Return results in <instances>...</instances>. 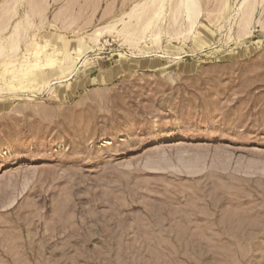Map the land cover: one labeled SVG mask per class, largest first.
Returning a JSON list of instances; mask_svg holds the SVG:
<instances>
[{"label":"rangeland","instance_id":"374dc122","mask_svg":"<svg viewBox=\"0 0 264 264\" xmlns=\"http://www.w3.org/2000/svg\"><path fill=\"white\" fill-rule=\"evenodd\" d=\"M141 1L34 16L23 50L76 45L55 53L78 69L55 93L38 87L58 67L0 95V264H264V0L251 26L242 0H200L190 34L169 7L159 44L136 47L118 30Z\"/></svg>","mask_w":264,"mask_h":264},{"label":"bare ground","instance_id":"6f19581e","mask_svg":"<svg viewBox=\"0 0 264 264\" xmlns=\"http://www.w3.org/2000/svg\"><path fill=\"white\" fill-rule=\"evenodd\" d=\"M46 1L47 0H4L0 14V60H2L5 69H0V95L6 91H12L16 89L24 90V88L28 87L25 85L26 83L35 80L33 78L36 73L41 72L44 75H50L51 72L49 70L54 68L56 69L57 67L59 68V72L56 74L55 78L46 82L45 84L39 85V92L43 91V89L47 87L50 91L55 93L58 91L59 87L70 84L71 79L73 76H75L78 66L74 68H62V65L65 62L64 60L59 59L55 52L63 49L65 52L72 55V51L78 50L76 45L72 44L68 48H64L62 45L52 44L54 53L51 55L47 54L46 56L44 52L51 46L49 40H46L45 42L35 40V47L31 50H23L22 48V45L27 41V39H31V37H29L30 31L35 28H39V26H37L35 23L34 16L39 15L40 17H45ZM254 1L255 0H252V2H249L248 4V0H242L240 10L238 11V13L241 15L239 18L241 17V20L246 24L250 23V26L251 19H253L252 17L256 8V3ZM142 2L143 1L134 4L135 6L131 9V13L129 12V20L124 21V26L118 30V34H120V36L124 35V39L126 38L127 42L136 47H139V44L146 41L149 36V39H151L153 43L159 44L160 40L162 39L161 37L163 31L161 28V23H164L165 19L167 18L166 13L169 7L171 9L168 16L173 27V23H179L177 21L180 17L184 18L186 21H188L187 30H185V33L188 34L194 31L197 20L202 12L200 0H146L145 2ZM224 3L225 4L222 5H224V7L225 5L227 6L228 3ZM25 4L27 5V10L24 16L16 20L10 33L5 35V32L9 29L13 18L19 14L20 6ZM69 8L68 10L65 9L63 12L67 11L69 13V10H71ZM221 8L223 9L222 6ZM218 10H220V8ZM219 12L221 13L222 11ZM70 14H67L68 18L70 17ZM58 16L56 15V17ZM45 19L46 18H44V20ZM44 20L42 21V24H44ZM117 24L111 23L107 26L97 28L91 35V39L94 44H98L101 36L105 32H115L114 30L117 28ZM246 24L242 25L245 26ZM171 26L168 29L169 34H172ZM150 32L151 34L149 35L148 33ZM180 33H183V31ZM241 34L242 33H240V35ZM34 36L32 37L35 39ZM139 50V54L133 52L134 58L146 59L153 56V52H155L154 50H143L142 48H139ZM76 58L82 60V64L89 61L88 57L83 60L80 54H77ZM36 95V93H33V96ZM7 150H1L0 156L9 154V151Z\"/></svg>","mask_w":264,"mask_h":264},{"label":"crops","instance_id":"0c3cea01","mask_svg":"<svg viewBox=\"0 0 264 264\" xmlns=\"http://www.w3.org/2000/svg\"><path fill=\"white\" fill-rule=\"evenodd\" d=\"M36 76V75H35ZM36 78V77H35Z\"/></svg>","mask_w":264,"mask_h":264}]
</instances>
